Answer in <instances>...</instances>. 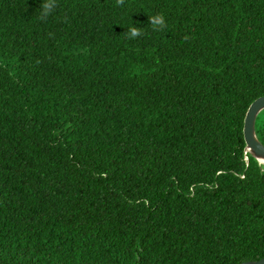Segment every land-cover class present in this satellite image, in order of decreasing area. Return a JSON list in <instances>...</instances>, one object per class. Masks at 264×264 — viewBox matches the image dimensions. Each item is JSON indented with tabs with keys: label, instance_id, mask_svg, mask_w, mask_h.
<instances>
[{
	"label": "trees",
	"instance_id": "1",
	"mask_svg": "<svg viewBox=\"0 0 264 264\" xmlns=\"http://www.w3.org/2000/svg\"><path fill=\"white\" fill-rule=\"evenodd\" d=\"M39 3L0 0V264L264 256V0Z\"/></svg>",
	"mask_w": 264,
	"mask_h": 264
},
{
	"label": "water",
	"instance_id": "2",
	"mask_svg": "<svg viewBox=\"0 0 264 264\" xmlns=\"http://www.w3.org/2000/svg\"><path fill=\"white\" fill-rule=\"evenodd\" d=\"M264 108V94L253 99L247 106L242 119V137L244 152H248L257 163L264 166V145H262L254 133V121L257 113ZM238 264H264V256L256 260H245Z\"/></svg>",
	"mask_w": 264,
	"mask_h": 264
},
{
	"label": "clouds",
	"instance_id": "3",
	"mask_svg": "<svg viewBox=\"0 0 264 264\" xmlns=\"http://www.w3.org/2000/svg\"><path fill=\"white\" fill-rule=\"evenodd\" d=\"M125 0H116L118 6H123ZM59 7L58 0H40L39 6L35 10L37 13V19L40 21H46L50 16H52L57 8ZM67 21V17H65ZM148 25L151 27L152 31L163 32L167 28V22L162 13H155L148 16ZM144 33L141 27H137L134 24L128 26L125 35L128 39H136L142 36ZM185 41H188L190 37L185 35L182 37Z\"/></svg>",
	"mask_w": 264,
	"mask_h": 264
}]
</instances>
